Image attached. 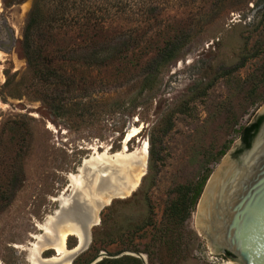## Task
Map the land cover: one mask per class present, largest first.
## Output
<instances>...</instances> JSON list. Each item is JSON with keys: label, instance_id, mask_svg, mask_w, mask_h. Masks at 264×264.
Segmentation results:
<instances>
[{"label": "rangeland", "instance_id": "1", "mask_svg": "<svg viewBox=\"0 0 264 264\" xmlns=\"http://www.w3.org/2000/svg\"><path fill=\"white\" fill-rule=\"evenodd\" d=\"M150 1L156 7L147 15L134 6L106 19L98 42L89 38V51L105 55L89 65L57 59L61 46L80 45L74 34L58 37L49 59L75 83L55 92L40 80L19 84L26 71L21 41L31 0H0V264H29L26 247L32 241L35 264L56 254L50 243L39 245L34 238L45 231L38 223L49 215L53 220L58 198L70 199L75 186L86 185L84 168L102 162L90 158L105 147L116 155L133 127L140 128L122 160L141 161L132 171L145 161L143 174L134 190L102 205L91 240L74 264H88L101 252L137 256L143 264H241L214 248L197 216L207 179L225 158L237 160L248 148L240 130L264 114V95L256 104L248 97L250 79L264 72V0ZM181 32L178 57L158 68L151 56ZM256 92L264 93V80ZM49 97L56 114L42 99ZM143 142L148 155L141 153ZM206 169L188 217L169 222L175 185L195 181ZM132 171L128 180L124 169L117 172L125 186L135 179ZM76 242L67 236L68 248Z\"/></svg>", "mask_w": 264, "mask_h": 264}, {"label": "trees", "instance_id": "2", "mask_svg": "<svg viewBox=\"0 0 264 264\" xmlns=\"http://www.w3.org/2000/svg\"><path fill=\"white\" fill-rule=\"evenodd\" d=\"M134 6L140 8L143 15H147L156 7L153 5V1L150 0H31V6L22 29L21 41L26 61V71L19 84L26 83L25 81L28 78L31 85L34 80L52 85L55 92L60 85L71 87L70 85L74 84L75 81L70 76L59 72V69L49 59L50 48L54 42L57 43L60 36H66L69 33L74 34L73 36L79 40L80 45L76 47L61 46L58 50V57L60 58L57 59L89 65V62H95L104 57L102 55H105L99 51H89V38L97 41L96 38L100 36V30L107 18H110L113 14L133 10L135 9ZM182 34V32L177 33L172 38L164 41L157 48L156 53L151 56V60L158 68L178 57L177 52L184 39ZM181 39L182 41L179 43ZM116 42L120 46L122 40L119 39ZM257 54L255 52L253 55ZM149 77L150 75L146 76V78ZM262 80H264V72L250 79L251 89L248 92V97H251V104L263 100L264 93L256 92ZM42 99L53 113H58L57 105L54 103L55 99L52 97ZM263 118L264 114L259 115L254 121L241 128L239 137L246 148L250 146ZM170 126L168 123L162 130L166 131ZM223 152L224 150H221L219 155ZM208 172L209 169H206V172L193 182L175 185L178 186L175 189V191L178 189V194L167 207L166 215L169 222L185 220L188 217L208 177ZM109 241L112 242L113 238H110ZM89 260L87 259L86 262ZM75 262L76 259L72 264ZM94 264H143V262L137 256L121 255L103 257Z\"/></svg>", "mask_w": 264, "mask_h": 264}, {"label": "water", "instance_id": "3", "mask_svg": "<svg viewBox=\"0 0 264 264\" xmlns=\"http://www.w3.org/2000/svg\"><path fill=\"white\" fill-rule=\"evenodd\" d=\"M255 144L253 153L231 191L216 208L212 221L213 236L209 230L202 231L216 250L229 252L241 264H264V118L250 146L244 149L234 161L243 164V156L253 149ZM214 173L215 171L207 179L200 200ZM85 203L79 193H75L67 204L59 206L57 213L53 216L51 235L43 233L38 244L52 243L53 240H57V233L65 224L77 225L82 239L89 238L90 242V228L98 221L91 222L95 210L89 207L88 211ZM79 242L78 238L74 247H78ZM87 245L73 254L69 264ZM100 254V258L93 259L88 264H94L106 256L104 252ZM140 256L145 260L141 254ZM39 264L52 263L39 261Z\"/></svg>", "mask_w": 264, "mask_h": 264}, {"label": "bare ground", "instance_id": "4", "mask_svg": "<svg viewBox=\"0 0 264 264\" xmlns=\"http://www.w3.org/2000/svg\"><path fill=\"white\" fill-rule=\"evenodd\" d=\"M139 128L133 127L129 129V131L126 133L124 137L122 150L118 151L116 155H110L108 153V148L105 147V150L102 154L99 153L97 154L98 156L94 155V157L92 156L90 158V161L94 159L102 161L101 163H97V166L95 167V169H91L90 164H87L86 168L83 167L84 170L83 168L81 169L83 170L82 172L86 174L88 181L84 179V182L85 181L87 182V183L85 182L86 185H83V186L81 185V187L75 186L73 188L75 190L72 192L70 198L75 193L76 194L79 193L81 198L86 202L85 205L87 207V210L89 211V207L95 210V215L91 219V222L96 223L98 221V213H99V210L101 209V205L108 203L109 200L113 197H124L128 192L134 190V188L138 185L137 184L138 180L140 176H142L143 167L146 164L145 161H142L141 167H138L132 171V168H135L136 165L141 164V161L139 159H136L134 162H132L131 159L129 158L127 161L125 160L126 161L125 162L122 159L128 158L126 156L127 154L125 153L127 149L126 143L128 140H130L132 137L138 134ZM256 144L254 145L253 149H251L249 152H247L243 156V164H239L235 162L234 160L225 158L224 162L215 170V173L208 184V188L200 200L197 222L199 226L201 227L202 231L209 230L211 235L213 236L212 221H213V218L216 212V208L231 191L239 175L241 174L243 168L245 167L247 161L249 160L251 154L253 153L256 147ZM147 152H148L147 143L143 142V144L141 145V153L142 155H146ZM110 157H124V158H121L118 160H111ZM106 158L111 160L110 162H108L109 164H106V162L103 161ZM121 168L124 169L125 179L127 177V180L129 177H131V171L134 174L135 179H133V182L131 184L128 183L127 186H125L126 185L125 181L122 182L121 179L117 175V172H119ZM95 173H96V177L94 179ZM72 180L76 181L77 179L74 178ZM78 180L80 181V178H78ZM68 199L64 196L63 197L61 196L60 198H58V200H60L61 202L60 206L67 204L70 200ZM51 218L52 217H50L49 215V218L46 219L44 223H38L41 229L45 230L43 233L46 235H51L52 233L51 230L49 231L51 221H52ZM57 234H58L57 240H53L52 243L50 242V246L54 250H56L57 254L51 257H48V258H44L43 260L45 262L41 259L40 262L52 263V264L53 263L54 264H69L70 259L73 256V254L79 248H82L89 243V238L83 240L79 227L74 224H65L64 226H61V229L59 230ZM68 235L76 236L77 239L79 238L80 242H79L78 247H73L72 249L67 247L66 238ZM40 237L41 235L34 234L35 239H38ZM44 243L45 242H42L41 245H43ZM35 246H36V242L32 241L30 245L26 247L31 257L30 259L31 261L29 264H33V263L35 264L33 260L34 253H35V249H34ZM63 257L65 258L62 259ZM38 264H39V261H38ZM225 264H230V263L226 262Z\"/></svg>", "mask_w": 264, "mask_h": 264}, {"label": "flooded vegetation", "instance_id": "5", "mask_svg": "<svg viewBox=\"0 0 264 264\" xmlns=\"http://www.w3.org/2000/svg\"><path fill=\"white\" fill-rule=\"evenodd\" d=\"M241 140V139H240ZM241 144H242V146L245 148V145H244V143L242 142V140H241ZM222 253V255L224 256V257H226V258H228V257H230V258H233V255H231L229 252H226V251H221Z\"/></svg>", "mask_w": 264, "mask_h": 264}]
</instances>
